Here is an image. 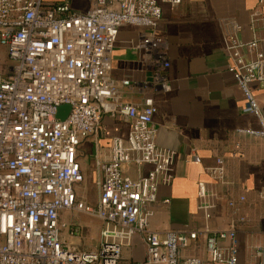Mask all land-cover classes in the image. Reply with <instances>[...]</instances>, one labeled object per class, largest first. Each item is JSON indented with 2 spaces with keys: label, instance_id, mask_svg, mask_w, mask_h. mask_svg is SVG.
Instances as JSON below:
<instances>
[{
  "label": "built area",
  "instance_id": "1",
  "mask_svg": "<svg viewBox=\"0 0 264 264\" xmlns=\"http://www.w3.org/2000/svg\"><path fill=\"white\" fill-rule=\"evenodd\" d=\"M75 1L0 0V47L7 59L5 67L0 65V264H119L135 237L144 248L141 264H204L182 255L199 237L210 264H238L236 227L244 218H232L226 230H212L208 221L220 197L203 182L197 183L200 230L157 232L148 226L158 188L172 181L174 153L156 145L151 95L134 105L122 101L121 89L170 90L165 42L157 34L160 5L180 0H89L83 12L71 8ZM258 20L263 17L252 12L249 22ZM123 25L145 29L136 49L151 67L149 81L117 82L112 76V52ZM221 30L227 72L241 90L243 112L258 126L239 133L264 140V109L251 89H264V38L242 42L233 18L222 19ZM61 106L69 107L62 121L56 118ZM103 116L125 120L129 128L125 139L110 140L92 207L77 197L83 176L76 152ZM144 166L149 167L145 173ZM205 172L226 183L221 158ZM258 197L264 200V190ZM227 205L236 209L234 200ZM63 211L100 220L96 250L65 243L63 229L72 237L80 232L60 222ZM252 258L247 264H263L264 246L256 247Z\"/></svg>",
  "mask_w": 264,
  "mask_h": 264
},
{
  "label": "crops",
  "instance_id": "2",
  "mask_svg": "<svg viewBox=\"0 0 264 264\" xmlns=\"http://www.w3.org/2000/svg\"><path fill=\"white\" fill-rule=\"evenodd\" d=\"M89 6V0H77L71 8L83 12ZM160 7L162 16L157 34L165 42L170 90L153 93L151 89H121L122 101L134 105H140L145 96L151 95L156 109L153 116L156 145L174 153L172 181L158 188L157 201L148 208L149 229L157 232L200 230L204 220L197 209V183L203 182L220 197L208 221L209 227L226 230L229 220L244 218L236 227L237 260L238 264L250 263L254 249L264 246V200L258 197L264 190V140L239 133L258 126L252 116L243 112L241 90L227 72L221 20L233 18L237 22L242 42L250 41L252 36L264 38V4L259 6L258 0H180L178 5L161 4ZM252 12L259 13L263 20L251 24ZM144 32V28L131 25L119 28L111 58L112 76L117 82L150 80L151 67L136 49ZM251 89L264 109V89L257 86ZM128 128L125 120L103 116L96 132L81 141L76 157L83 182L76 190L77 197L87 205L94 207L97 203L102 163L107 159L110 140L125 139ZM216 158L224 163L226 183L223 185L205 172V167L211 166ZM148 169L142 167L144 173ZM125 171L136 176L134 168L126 167ZM84 185L93 187L94 200L84 193ZM241 197L244 201L239 202ZM228 200L236 202V209L228 207ZM80 214L60 213L61 223H72L80 232L79 236L72 237L63 229L62 239L83 250L85 236L97 234L98 246L100 220L91 216L96 220V229H83L73 222L74 216ZM182 255L210 264L202 237L182 251ZM144 257L143 245L135 237L132 246L122 251L119 264H141Z\"/></svg>",
  "mask_w": 264,
  "mask_h": 264
},
{
  "label": "rangeland",
  "instance_id": "3",
  "mask_svg": "<svg viewBox=\"0 0 264 264\" xmlns=\"http://www.w3.org/2000/svg\"><path fill=\"white\" fill-rule=\"evenodd\" d=\"M0 65L2 67H5L7 65V59H6V53L5 49L0 47ZM85 186V194L88 193V197L90 200H94V196L92 195L93 192V187L90 186ZM79 216V218H78ZM73 222L79 223V226L83 229H91L95 230L96 229V220L88 215L80 214V215H75ZM84 251H94L95 247H97V234L94 235H89L85 236L84 241ZM80 249V248H79ZM82 250V249H81Z\"/></svg>",
  "mask_w": 264,
  "mask_h": 264
},
{
  "label": "water",
  "instance_id": "4",
  "mask_svg": "<svg viewBox=\"0 0 264 264\" xmlns=\"http://www.w3.org/2000/svg\"><path fill=\"white\" fill-rule=\"evenodd\" d=\"M69 112V107L68 106H61L57 110L56 118L59 119L60 121L64 120L66 115Z\"/></svg>",
  "mask_w": 264,
  "mask_h": 264
}]
</instances>
